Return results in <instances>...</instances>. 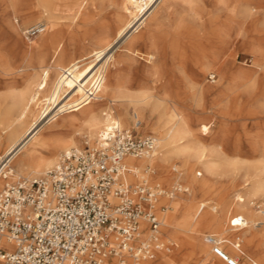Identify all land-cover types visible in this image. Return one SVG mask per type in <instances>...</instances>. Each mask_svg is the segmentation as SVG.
Segmentation results:
<instances>
[{
    "label": "bare ground",
    "instance_id": "1",
    "mask_svg": "<svg viewBox=\"0 0 264 264\" xmlns=\"http://www.w3.org/2000/svg\"><path fill=\"white\" fill-rule=\"evenodd\" d=\"M162 1L122 0L123 19H131L123 23L114 37H111L112 33L111 36L99 33L90 51L73 58L69 36L56 43L53 0H8L13 6L27 10L41 8L40 12L48 16L49 24L35 23L42 24L43 29L39 37L29 43L14 23L10 25L13 37L27 54L23 58L27 64L21 65L20 70L35 71L32 76L36 88L32 90L30 85L24 91L11 90L10 106L0 113V139L5 135L8 141L0 153V190H3L4 183L10 184L5 179L11 176H15L17 181L44 174L57 165L61 153L83 147H78L82 140L94 146L99 134L114 123L126 128L134 127L137 116L141 122L140 132L159 134L160 150L148 157L127 156L124 159L126 168L131 171L127 173L131 181H136L150 167L148 176L153 180L171 183L176 174L190 176L194 162L203 169L204 172H200L205 181L211 177L224 181L213 201L206 198L204 190L199 196L194 191L188 207L179 203L174 206L176 196H158L155 210L165 231L171 234L163 237L160 229V238L169 250H160L156 260L141 264H189V260L195 257L198 264H207V254L210 253L208 246L200 240L202 234L206 242L208 235L224 239L222 247L233 258L264 264V236L254 230L258 225L264 228V210L257 211L251 206V198L263 197L264 200V0H215L217 10L225 11L227 16H211L212 22H222L211 35V61L202 66L196 62L189 69L180 67L169 80L165 75L159 76L149 62L156 52L154 34L148 36L146 51L128 48L129 61L118 60L115 56L122 42L130 38L136 41L134 35L145 26ZM88 2L93 5L97 0H83L78 14H82ZM89 13L82 16L84 21L91 19ZM234 42L242 50L252 53L254 64L234 63ZM145 58L148 62L141 66L139 77H134L136 62ZM216 64L223 68L220 80L204 83L203 77L206 73L211 74ZM10 70L7 66L5 73ZM258 76L263 77V86L256 91L254 82ZM238 84V89L245 88L249 92L251 103L257 107L251 113L260 117L262 126L258 132L244 131L250 153L258 157L255 166L249 167L240 181L232 174L238 163L228 155L230 147L224 128L233 113L222 108L224 99H221L226 93L227 96L233 94L237 90L234 85ZM213 94L218 96L213 98ZM39 100L41 108L38 115L27 128L22 129L32 105ZM204 112H211L222 121L223 128L217 132L219 135H211L212 143L199 140L200 133H210L212 129L201 119ZM239 114L242 116L241 112ZM230 184L242 185L233 199L228 198L227 186ZM185 187L190 191L188 185ZM240 216L245 219L242 225H233L232 219ZM191 227H194L193 233L186 234ZM142 229L139 239L145 240L149 236L147 223L142 224ZM5 244H9L7 239L1 237L0 246ZM242 246L247 247L250 254ZM243 253L246 259H243ZM127 259L131 261L130 256ZM116 260L120 264L119 258L113 256L106 258L103 264H115ZM213 264L224 263L218 259Z\"/></svg>",
    "mask_w": 264,
    "mask_h": 264
},
{
    "label": "built area",
    "instance_id": "2",
    "mask_svg": "<svg viewBox=\"0 0 264 264\" xmlns=\"http://www.w3.org/2000/svg\"><path fill=\"white\" fill-rule=\"evenodd\" d=\"M42 27L33 25L26 33L36 35ZM140 125L137 116L132 128L114 123L94 146L71 148L44 174L7 184L0 193V238L11 247L0 246V264H103L111 256L120 264H141L169 250L160 238L155 201L188 189L153 184L150 167L136 181L128 178L124 159L151 156L159 147L158 135L140 132ZM244 221L240 216L231 223ZM144 222L149 236L141 240ZM207 242L228 264H258L231 257L217 235H208Z\"/></svg>",
    "mask_w": 264,
    "mask_h": 264
},
{
    "label": "rangeland",
    "instance_id": "3",
    "mask_svg": "<svg viewBox=\"0 0 264 264\" xmlns=\"http://www.w3.org/2000/svg\"><path fill=\"white\" fill-rule=\"evenodd\" d=\"M82 1L83 0H53L52 5L57 25L58 37L56 43L69 36V48L73 58L80 56L84 51H90L93 44L96 43L94 42V39L98 37L99 33H106L109 35L112 33V36H110L114 37L123 23L125 21L127 22L128 19H131V17L123 19L122 0H97L93 5L88 2L83 10L84 13L82 12V14H78V9ZM214 3L215 0H163L155 13L148 18L145 26L134 35L136 41L133 42V39L130 38L121 43L120 47L115 51L116 58L118 60L129 61L130 58L127 55L128 48L146 51L148 36L149 34H154L156 52L153 53L151 58H149V62L155 67L159 76L165 75V79L169 80L170 78H173L174 71L180 67L185 66V68L189 69L193 67L196 62H199L201 66L205 65L211 61L213 49V41L211 39L212 32L222 25V22L219 21L212 22L211 16L214 14L223 18L227 16L225 11H218L216 4ZM41 10V8L38 9L37 7L27 10L23 7L13 6L8 0H0V87H7L5 90L6 93L0 94V113H3L10 106L11 100L9 98V92L11 90L24 91L28 89L30 85L32 90H35L36 88V84H33L34 76H32V73L35 71L33 69L20 70L21 65L27 64L26 60L23 61V58H26L27 54L23 51L19 41L13 37L14 35L12 34L10 25L14 23L13 25L19 28L21 36L27 43H29L30 40L35 41L39 37V33L36 35H29L26 33V30L28 27L39 21L45 22L47 25L49 24L48 16L43 12H40ZM29 11L31 13H29ZM85 12H90L89 15H91V19L87 21L83 20L82 16L85 15ZM232 48L234 63L237 65L254 64L255 60L253 59L252 53L242 50L237 42L233 43ZM147 59L148 58H145V60H139L136 62L134 77H139L141 72L140 68L144 63L148 62ZM7 66L11 69L8 74L5 73ZM214 67L215 69L211 70V74L206 73L203 77L202 80L204 83L209 84V82H212L213 80H217L215 82L217 83L220 80L223 70L222 65L216 64ZM213 75L215 78H213ZM197 80H199V78ZM173 81H175V79H173ZM254 84L256 91H259L263 86V77L258 76L255 79ZM150 85L153 86L152 84ZM238 86L240 85H234L235 88ZM217 94H213V98ZM231 96V100L228 101ZM223 97L224 98H221L224 99L222 101V108L233 113V117L226 120L224 128L226 127L225 136L230 147L228 155L232 161L238 163L237 166L234 167L232 174L236 180L240 181L243 179L246 170L249 167L253 168L252 166H255L256 158L258 157L256 154L250 153L248 149V138L245 136L244 131L250 129L258 132L261 130L262 126L259 124L260 117L253 116L251 113V111L257 109V107L254 103H251L250 94L247 89L237 88L233 94L227 96L226 93ZM40 108L41 104L39 100L32 105L22 129H25L30 125L32 120L38 115ZM131 112H133V110H131ZM239 112L242 113V116H240L241 114H239ZM202 118V121L208 123L212 129L210 133H200L199 140L203 143H212L211 135H219L218 133L223 128L221 127L222 121L211 112H204L201 116V119ZM127 125L128 123L124 126ZM155 134L159 136V134ZM83 143L84 140L80 141L78 147L83 146ZM7 145L8 141L6 140L5 135L1 136L0 153L7 147ZM159 150L160 147L158 148V151ZM63 153H61L60 156ZM200 171L202 173L204 172L203 169L200 168V164L194 162L192 163V174L190 176L176 174V177L171 183H158L153 180L152 177H148L152 183L166 188H173L179 183L184 186L188 185L190 191L187 193H178L175 202L173 203L174 206L179 203L183 204L184 207H188L192 203L191 194L194 191H196V194L199 196L204 190L203 193L206 194V198L213 201L224 183L223 180L214 177L205 181ZM151 174H154V172ZM15 179H17L15 176H11L10 178L5 179V182L12 183L16 181ZM6 185V183L3 184V190ZM241 189L242 185H228V198L233 199L235 193ZM3 190H0V193ZM263 203V197L251 198V206L257 211L264 210ZM259 215L262 214L259 213ZM225 226L229 228L228 224H225ZM192 228L194 227H191L186 234L193 233ZM254 230L264 236L263 226L258 225ZM161 231L163 237L171 235L169 232L165 231L163 225ZM207 232L209 233V231ZM217 233L220 234V232ZM227 235L228 234L226 233L225 237H227ZM204 237V234H202L200 240L208 246L207 251L211 254H207V264H213L218 259L224 264H227L221 258L215 256L212 247L204 240ZM2 246L11 247L9 244ZM242 248L249 253L247 247L242 246ZM189 250L190 249H187V251ZM245 253L242 254L243 259H246L244 257ZM156 259L157 257L153 260ZM196 259L197 257L192 258L188 263L198 264ZM115 264H118L117 260L115 261Z\"/></svg>",
    "mask_w": 264,
    "mask_h": 264
},
{
    "label": "crops",
    "instance_id": "4",
    "mask_svg": "<svg viewBox=\"0 0 264 264\" xmlns=\"http://www.w3.org/2000/svg\"><path fill=\"white\" fill-rule=\"evenodd\" d=\"M6 88H7V87H3V86H1V87H0V94H4V93H6V92H5ZM85 141H86V140H84V143H85ZM84 143H83V146H84Z\"/></svg>",
    "mask_w": 264,
    "mask_h": 264
}]
</instances>
